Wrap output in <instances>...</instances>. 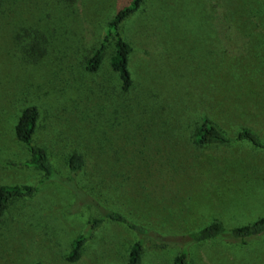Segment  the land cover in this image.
<instances>
[{
	"label": "rangeland",
	"instance_id": "obj_1",
	"mask_svg": "<svg viewBox=\"0 0 264 264\" xmlns=\"http://www.w3.org/2000/svg\"><path fill=\"white\" fill-rule=\"evenodd\" d=\"M127 2L0 0V160L27 159L13 128L35 106L33 144L64 177L67 158L80 156L76 185L132 223L181 236L213 220L230 229L263 217L264 155L244 145L197 147L192 134L205 117L230 138L248 128L264 143V16L254 42L245 27L226 24L227 12L246 10L243 0H145L120 27L132 49L133 86L122 92L109 66L112 39L96 72L85 65ZM247 2L264 9V0ZM179 17L206 25L185 29ZM40 179L32 169L0 166V186ZM97 218L68 190L43 185L0 218V264H126L134 236L108 220L91 231ZM80 235L84 249L68 262ZM176 254L146 247L140 264H172ZM187 261L264 264V235L244 247L192 246Z\"/></svg>",
	"mask_w": 264,
	"mask_h": 264
},
{
	"label": "trees",
	"instance_id": "obj_2",
	"mask_svg": "<svg viewBox=\"0 0 264 264\" xmlns=\"http://www.w3.org/2000/svg\"><path fill=\"white\" fill-rule=\"evenodd\" d=\"M144 3L145 0H128L126 4L117 9L105 26L102 40L90 52L89 58L86 60L85 70L88 73L96 72L102 63L107 43L112 39L113 52L109 59V66L111 71L117 75L122 92L129 91L133 86L128 67L132 49L121 36L120 27L126 20L131 19L140 11ZM241 3L246 7V10L241 6L243 12L239 10L237 12H227L226 24L234 23L245 27V31L254 37L253 41L255 42V37L258 38V36L257 32H253V30L261 25L264 9L253 8V5L248 4L247 0H243ZM180 11H183L186 15L187 11L184 8V3H182ZM178 20L179 25L183 28L187 29L188 27L197 32L203 29L202 26L206 25L204 22H190L189 19L187 21L184 17H179ZM262 45L263 43L256 46V49H259ZM39 117L40 112L35 106H28L20 112L13 128V134L15 140L24 147L27 159L22 162L0 160V166L32 169L41 174V179L35 187L0 186V218L6 215L7 210L15 202L28 201L36 195L43 185L56 184L68 190L75 201H80L95 211L98 218L89 224L91 231L98 228L103 221L108 220L123 226L134 236V241L128 250L126 264H140L146 247H151L153 250L175 249L177 254L173 258L172 264H188L189 250L192 246L215 243L220 247H244L250 241L260 239L264 235V216L247 225L230 229H226L220 221L213 220L196 231L181 236H172L161 235L149 228L132 223L115 211L102 208L76 185L75 176L83 166L80 156L71 154L67 158L66 166L70 176L64 177L54 169L47 152L33 144V136ZM192 140L195 146L201 148L211 143L224 146L244 145L252 152L264 155V143L254 131L241 128L234 137L230 138L205 117L200 119L199 125L192 134ZM87 239L86 236L80 235L71 241L70 251L66 256L68 262H76L79 259Z\"/></svg>",
	"mask_w": 264,
	"mask_h": 264
},
{
	"label": "crops",
	"instance_id": "obj_3",
	"mask_svg": "<svg viewBox=\"0 0 264 264\" xmlns=\"http://www.w3.org/2000/svg\"><path fill=\"white\" fill-rule=\"evenodd\" d=\"M262 196V194H260V196L259 197H261Z\"/></svg>",
	"mask_w": 264,
	"mask_h": 264
}]
</instances>
